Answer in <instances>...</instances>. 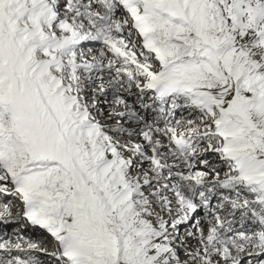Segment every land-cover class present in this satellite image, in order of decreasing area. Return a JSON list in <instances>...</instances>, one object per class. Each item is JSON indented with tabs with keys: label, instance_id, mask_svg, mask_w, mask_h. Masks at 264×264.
<instances>
[{
	"label": "snow or ice",
	"instance_id": "6c2138e0",
	"mask_svg": "<svg viewBox=\"0 0 264 264\" xmlns=\"http://www.w3.org/2000/svg\"><path fill=\"white\" fill-rule=\"evenodd\" d=\"M14 207L0 264H264V0H0Z\"/></svg>",
	"mask_w": 264,
	"mask_h": 264
},
{
	"label": "bare ground",
	"instance_id": "6f19581e",
	"mask_svg": "<svg viewBox=\"0 0 264 264\" xmlns=\"http://www.w3.org/2000/svg\"><path fill=\"white\" fill-rule=\"evenodd\" d=\"M101 107H106V106H101ZM15 203V202H14ZM17 210L15 207L13 208V220L12 222L8 223V224H3L0 223V236H3L4 234H7V236L10 237L11 240H15L17 238V236H24L27 239H31L37 242H40L42 246L48 247L49 250L51 249V243L50 241L45 244V240H46V236L38 229L33 230V229H25L24 225V221L21 219H17L16 218V211ZM202 211V215H203V210ZM199 218V217H198ZM34 231V232H33ZM188 231H191L189 229L184 230V236L186 235V233ZM18 235H15V234ZM5 238V237H4ZM190 241H188V244L190 245ZM38 256L39 259H41L42 264H49V257H45L43 255H40L39 253L36 254ZM257 261L253 260V264H256Z\"/></svg>",
	"mask_w": 264,
	"mask_h": 264
},
{
	"label": "rangeland",
	"instance_id": "374dc122",
	"mask_svg": "<svg viewBox=\"0 0 264 264\" xmlns=\"http://www.w3.org/2000/svg\"><path fill=\"white\" fill-rule=\"evenodd\" d=\"M101 106H105V105H103V104H101ZM216 203V201H215V199L213 200V204H215ZM202 216V211H200L198 214H197V218L199 217H201ZM205 227H207V225L205 224ZM186 229H189V230H191V231H195V229L194 228H192L190 225H182L181 226V229H180V234H181V236H184V230H186ZM6 239H9V237H6ZM188 241H190L191 243H190V246L191 247H196V240L193 238V239H189ZM46 257V256H45ZM257 264V263H256Z\"/></svg>",
	"mask_w": 264,
	"mask_h": 264
}]
</instances>
